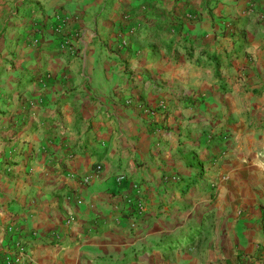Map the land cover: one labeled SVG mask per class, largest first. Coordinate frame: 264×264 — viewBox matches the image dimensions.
Masks as SVG:
<instances>
[{"label": "crops", "instance_id": "1", "mask_svg": "<svg viewBox=\"0 0 264 264\" xmlns=\"http://www.w3.org/2000/svg\"><path fill=\"white\" fill-rule=\"evenodd\" d=\"M136 186L201 191L185 264H264V0H0V264L110 252Z\"/></svg>", "mask_w": 264, "mask_h": 264}, {"label": "rangeland", "instance_id": "2", "mask_svg": "<svg viewBox=\"0 0 264 264\" xmlns=\"http://www.w3.org/2000/svg\"><path fill=\"white\" fill-rule=\"evenodd\" d=\"M217 190V185L210 188V202L215 200ZM200 192L189 193L188 201L192 204L184 205L178 212L158 211L159 219L147 216L144 195L135 193V209L121 211L120 217L122 221L132 216L135 225L131 228L129 225L128 231L120 227L118 233L114 228L113 238L107 244L110 252H95L86 260L89 264H185L187 255L204 249L207 239L217 232L214 214H207L208 207L202 208ZM208 217L212 220L210 223H207Z\"/></svg>", "mask_w": 264, "mask_h": 264}, {"label": "built area", "instance_id": "3", "mask_svg": "<svg viewBox=\"0 0 264 264\" xmlns=\"http://www.w3.org/2000/svg\"><path fill=\"white\" fill-rule=\"evenodd\" d=\"M135 193L137 195H141L142 191L141 189L136 186L135 187ZM73 218H69L66 222V226L71 225ZM15 227H9L8 231L9 232H14ZM14 247L15 250L13 252V254H7L3 257V261L5 262V264H32V259H31V255L29 254V251L26 250L25 246L20 243V242H16L14 243ZM0 260H1V256H0Z\"/></svg>", "mask_w": 264, "mask_h": 264}]
</instances>
